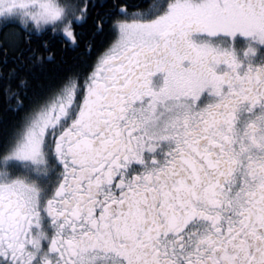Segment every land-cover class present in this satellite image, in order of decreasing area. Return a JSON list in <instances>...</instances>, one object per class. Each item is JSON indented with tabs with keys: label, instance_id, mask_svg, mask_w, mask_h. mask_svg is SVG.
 Segmentation results:
<instances>
[{
	"label": "snow or ice",
	"instance_id": "snow-or-ice-1",
	"mask_svg": "<svg viewBox=\"0 0 264 264\" xmlns=\"http://www.w3.org/2000/svg\"><path fill=\"white\" fill-rule=\"evenodd\" d=\"M91 16L88 70L30 90L21 45ZM9 50L0 264H264V0H0Z\"/></svg>",
	"mask_w": 264,
	"mask_h": 264
},
{
	"label": "trees",
	"instance_id": "trees-1",
	"mask_svg": "<svg viewBox=\"0 0 264 264\" xmlns=\"http://www.w3.org/2000/svg\"><path fill=\"white\" fill-rule=\"evenodd\" d=\"M135 2L142 3L143 0H137ZM104 34H107V32L98 33L96 35L97 43H98V39L104 40L103 37L98 38V36H102ZM89 38L90 39L92 38L91 35ZM40 46H41V43H40ZM24 47L26 48L27 44H25ZM59 51H60V54H55L56 56L55 61H49L46 58L42 64H37L31 69L30 72L25 73L28 76L30 90L35 89L40 83H43L49 80H55V79L62 77L69 70H80V71L86 70L85 62H84V57H86L85 55H83L82 57L78 56L76 58V56H74L75 54L72 56L69 54H66L65 58L62 59V56H61L62 53H61L60 48H59ZM37 54L47 57V53H46L44 46L40 47V51L37 52ZM9 67L10 66L8 65L5 66L3 63H0V70H4ZM3 83L4 81L0 80V127L3 126L4 122L10 123L14 119H16L18 116V113L13 112L9 107V102L6 100L5 94L3 91ZM13 87H15L14 83H13Z\"/></svg>",
	"mask_w": 264,
	"mask_h": 264
},
{
	"label": "flooded vegetation",
	"instance_id": "flooded-vegetation-1",
	"mask_svg": "<svg viewBox=\"0 0 264 264\" xmlns=\"http://www.w3.org/2000/svg\"><path fill=\"white\" fill-rule=\"evenodd\" d=\"M135 1H137V0H128V3L130 5H136V4L140 3V2L136 3ZM97 2L99 3V0H97ZM78 31L81 33L80 39H79V44L77 46H74V47L73 46H67L66 47L64 45L63 41L59 37L46 36L43 38H33L30 45H27V47L25 48L24 47L25 44H22L21 48L24 49V55H28L29 49H36L37 52H39L40 47L43 46V41L48 40V47L45 48V50L47 53V57H48V54L51 53V58L48 59L49 61H55V59H56L55 54H60V51H59V48H60L61 53H62V55H61L62 59L65 58L66 54H69L71 56L75 54L74 56H76V58L78 56L82 57L83 55H85L86 57H84V62L86 64V62L90 61V56H89V54L86 53V50H85L86 45L88 43L92 44L93 52L91 55L94 56L96 50L100 49L103 46V44L105 43L106 38H107V34H104L102 36H98V38L103 37L104 40L98 39V43H97L96 35L98 33L93 32V31H95L94 30V16L89 17L88 21L86 23H84L82 25V27L80 29H78ZM90 35L92 37L91 39L89 38ZM40 43H41V46H40ZM19 50L20 49H17L16 51H19ZM11 51L9 50V63L7 64L10 67H12L11 58L16 54L15 52H13V51L11 52ZM7 65H5V66H7ZM85 69H86L85 71L88 70L86 67H85Z\"/></svg>",
	"mask_w": 264,
	"mask_h": 264
}]
</instances>
